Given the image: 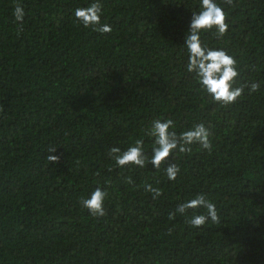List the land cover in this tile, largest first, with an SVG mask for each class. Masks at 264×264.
Listing matches in <instances>:
<instances>
[{"label":"trees","instance_id":"trees-1","mask_svg":"<svg viewBox=\"0 0 264 264\" xmlns=\"http://www.w3.org/2000/svg\"><path fill=\"white\" fill-rule=\"evenodd\" d=\"M93 2L111 32L74 17ZM215 2L227 31L200 39L237 62L233 86L245 87L228 106L186 70L200 0H0V264H264V0ZM157 118L177 134L211 126L212 151L193 144L159 170L117 167L109 150L137 139L151 157L145 133ZM169 163L180 168L174 181ZM97 187L107 193L103 217L80 204ZM201 194L219 223L196 228L187 221L206 210L176 208Z\"/></svg>","mask_w":264,"mask_h":264},{"label":"clouds","instance_id":"clouds-1","mask_svg":"<svg viewBox=\"0 0 264 264\" xmlns=\"http://www.w3.org/2000/svg\"><path fill=\"white\" fill-rule=\"evenodd\" d=\"M225 4L232 5L233 0H223ZM102 5L93 2L85 8L74 10V17L84 27L91 28L100 34H106L112 31L111 26L101 24ZM25 12L21 3L17 2L13 10L14 23L17 25V35L23 31V20ZM226 14L215 0H200V11L193 12L189 31L185 39L184 46L188 52V62L186 70L194 74V79L200 85L205 94L211 97L214 103L221 106H228L235 103L244 91L245 86L234 87L235 78L239 73L236 70L237 62L234 57L228 55L224 49H211L201 43L200 33L202 31H212L215 29V37L221 39L228 28L225 23ZM259 85L253 83L250 85L249 92H255ZM174 127L171 119L162 121L157 118L151 122V127L146 130V135L154 138V147L152 155L149 158L145 155L143 149V140L137 139L134 146L121 151L113 147L109 150V157L115 162L117 167L123 168L128 165H135L144 168L150 163L154 169L159 170L173 151L179 153H189L192 151L191 145L198 144L201 149L212 151L210 140V127H206L203 122L193 125L189 130L177 134L175 131H169ZM56 151L55 147L49 149V153ZM59 156L48 155L46 160L50 163H58ZM112 169L109 168V171ZM180 168L175 163H169L165 168V174L170 181L177 178ZM127 183H132L130 177L126 178ZM145 191L152 194L155 200L162 195V189L153 188L150 184L144 185ZM107 193L97 187L89 198H81L80 204L93 217H103L105 215L104 200ZM203 208L206 214L193 215L187 221L192 227H202L208 220L212 223H219V217L216 211V205L205 198L204 195H197L194 199L177 205L176 213L181 215L188 210ZM169 220L175 219V214L170 213ZM172 229H169L171 234Z\"/></svg>","mask_w":264,"mask_h":264}]
</instances>
